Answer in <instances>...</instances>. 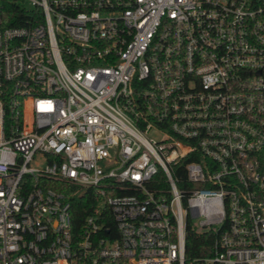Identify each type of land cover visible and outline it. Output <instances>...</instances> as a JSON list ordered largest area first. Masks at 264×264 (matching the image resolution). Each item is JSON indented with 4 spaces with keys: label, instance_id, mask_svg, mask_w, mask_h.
<instances>
[{
    "label": "built area",
    "instance_id": "2783aa9c",
    "mask_svg": "<svg viewBox=\"0 0 264 264\" xmlns=\"http://www.w3.org/2000/svg\"><path fill=\"white\" fill-rule=\"evenodd\" d=\"M189 223L264 264V0H0V264H186Z\"/></svg>",
    "mask_w": 264,
    "mask_h": 264
},
{
    "label": "trees",
    "instance_id": "16d2710c",
    "mask_svg": "<svg viewBox=\"0 0 264 264\" xmlns=\"http://www.w3.org/2000/svg\"><path fill=\"white\" fill-rule=\"evenodd\" d=\"M9 10L13 11L14 13H19L21 10L20 7H17L14 4L9 6ZM184 179L186 177V171L181 170L180 173ZM187 182L181 181L179 183V187L182 188L186 193L189 191L187 188ZM92 205L90 203V199L88 194H85L78 198H74V211H75V221L77 225H80V222L84 219L86 214L91 209ZM214 235L212 231H202L192 226L189 223L187 230H186V264H200L197 262V259L204 257L206 255L212 254L213 245H214Z\"/></svg>",
    "mask_w": 264,
    "mask_h": 264
},
{
    "label": "rangeland",
    "instance_id": "374dc122",
    "mask_svg": "<svg viewBox=\"0 0 264 264\" xmlns=\"http://www.w3.org/2000/svg\"><path fill=\"white\" fill-rule=\"evenodd\" d=\"M74 196L76 198L80 199V193L79 192H76ZM195 221L197 222V220H194L193 222L196 223Z\"/></svg>",
    "mask_w": 264,
    "mask_h": 264
}]
</instances>
